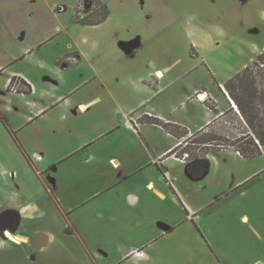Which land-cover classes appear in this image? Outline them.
I'll use <instances>...</instances> for the list:
<instances>
[{
  "label": "crops",
  "instance_id": "obj_1",
  "mask_svg": "<svg viewBox=\"0 0 264 264\" xmlns=\"http://www.w3.org/2000/svg\"><path fill=\"white\" fill-rule=\"evenodd\" d=\"M77 1L0 0V264H189L198 248L264 264V170L220 131L246 124L231 78L157 51L168 0H100L87 22ZM194 145L199 179L180 159Z\"/></svg>",
  "mask_w": 264,
  "mask_h": 264
},
{
  "label": "rangeland",
  "instance_id": "obj_2",
  "mask_svg": "<svg viewBox=\"0 0 264 264\" xmlns=\"http://www.w3.org/2000/svg\"><path fill=\"white\" fill-rule=\"evenodd\" d=\"M78 3L79 0L72 9L76 22H78L76 19ZM168 4L167 10H170V16L168 14L167 22H170V27L166 31V37L160 36L153 41L157 51H177L176 56H181L182 64L187 66L199 62L211 66L214 74L220 79L227 77L233 79L243 70L245 63L254 60L250 65L252 70L246 77L248 92H244L239 84L234 90L237 97L245 101L244 106L253 126L249 118L242 113L246 124L237 122L220 128L221 132H229L230 128L232 131L226 136L233 140L231 143L238 148L246 149L247 144L254 143V137L257 138L264 127V56L263 60L257 58L264 53V0H168ZM48 47L43 51H52L53 46L49 44ZM185 55H187L186 59ZM20 68H22L21 64L18 65V69ZM201 73L205 74L203 68H200L190 79ZM205 76L207 77L206 74ZM212 136L205 135L201 140L217 139L212 146H222L229 142L223 135ZM190 148L192 155L197 156L202 155L207 149L202 145H194ZM238 155L242 160L249 161L247 166L251 171L264 170V149L255 157H245L240 153ZM7 156L0 153V162L5 163L8 160ZM237 174L239 178H243L248 171ZM250 200L251 208L248 207L250 216L257 218L259 222L263 221L264 191L253 192ZM209 249L212 254L205 248L201 250L198 248L197 254L195 249L198 255L197 261L189 264H216L218 261L216 252Z\"/></svg>",
  "mask_w": 264,
  "mask_h": 264
},
{
  "label": "trees",
  "instance_id": "obj_3",
  "mask_svg": "<svg viewBox=\"0 0 264 264\" xmlns=\"http://www.w3.org/2000/svg\"><path fill=\"white\" fill-rule=\"evenodd\" d=\"M100 22V21H99ZM263 56L264 53L259 55L257 58L258 59H262L263 60ZM252 70V68L249 66L246 69H244L242 72H240L236 77H234L233 79H231L228 83V89L230 90V92L232 93L233 97L235 98L238 106L240 107L241 112L245 115V117L249 118V122L251 124V126H253V122L251 121L250 117L248 116V113L246 112L245 106H244V100L240 99L239 97H237L236 93H235V89L237 88V85H241L242 89L244 90V92H248L247 85H246V77L249 76L250 71ZM243 92V93H244ZM258 140L260 145H264V127L262 128V131H260L257 135ZM255 143V142H254ZM254 143H249L247 144V148H239L240 153L243 156L246 157H255L257 155H259L261 153V149L259 147L258 144H254ZM191 144V142H188V145ZM221 147V146H219ZM185 154L189 155V159L187 161V171L188 174L194 178V179H199L202 176H204L208 169H209V165L210 162L207 159L206 155H199V156H195L192 155V153H190V151H186Z\"/></svg>",
  "mask_w": 264,
  "mask_h": 264
},
{
  "label": "built area",
  "instance_id": "obj_4",
  "mask_svg": "<svg viewBox=\"0 0 264 264\" xmlns=\"http://www.w3.org/2000/svg\"><path fill=\"white\" fill-rule=\"evenodd\" d=\"M102 10H103V4L100 0H79L76 19L78 22H87ZM16 84H17L16 89H19L22 86L21 82H17ZM133 122L135 123L136 126H139L140 118H135ZM256 142L259 145L260 149L262 150V146L260 145L259 141ZM39 157H42V153L39 155ZM180 159L184 161H188L189 155L184 154L183 157H181Z\"/></svg>",
  "mask_w": 264,
  "mask_h": 264
},
{
  "label": "water",
  "instance_id": "obj_5",
  "mask_svg": "<svg viewBox=\"0 0 264 264\" xmlns=\"http://www.w3.org/2000/svg\"><path fill=\"white\" fill-rule=\"evenodd\" d=\"M6 228V227H3V229Z\"/></svg>",
  "mask_w": 264,
  "mask_h": 264
},
{
  "label": "flooded vegetation",
  "instance_id": "obj_6",
  "mask_svg": "<svg viewBox=\"0 0 264 264\" xmlns=\"http://www.w3.org/2000/svg\"><path fill=\"white\" fill-rule=\"evenodd\" d=\"M11 229V228H10ZM12 230V229H11Z\"/></svg>",
  "mask_w": 264,
  "mask_h": 264
},
{
  "label": "bare ground",
  "instance_id": "obj_7",
  "mask_svg": "<svg viewBox=\"0 0 264 264\" xmlns=\"http://www.w3.org/2000/svg\"><path fill=\"white\" fill-rule=\"evenodd\" d=\"M237 108V107H236Z\"/></svg>",
  "mask_w": 264,
  "mask_h": 264
}]
</instances>
